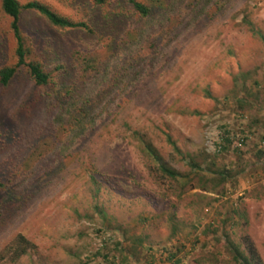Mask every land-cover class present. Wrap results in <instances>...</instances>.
Listing matches in <instances>:
<instances>
[{
    "label": "rangeland",
    "instance_id": "rangeland-1",
    "mask_svg": "<svg viewBox=\"0 0 264 264\" xmlns=\"http://www.w3.org/2000/svg\"><path fill=\"white\" fill-rule=\"evenodd\" d=\"M36 1L74 21L87 19L92 8L88 0ZM168 2L164 20L161 11L142 19L133 14L95 35L21 12L20 33L33 49L26 61L48 73L46 87H33L26 67L14 65L10 18L0 8V65L16 69L0 86V125L22 121L27 128L0 152V168L15 154L38 152L30 155L29 174L0 187V264H238L230 249L250 258L248 242L264 264V46L255 34L264 38V0ZM108 7L94 12L108 14ZM109 34L117 41L112 53ZM37 37L40 49L29 45ZM85 49L105 63L81 90L92 117L81 131L67 120L65 135L54 132V115L43 108L46 93L61 89L63 63ZM103 84L115 87L114 98ZM221 125L248 137L237 152L230 145L203 162ZM138 137L181 174L189 170L188 154L228 176L219 182L199 171L205 179L197 180L191 170L189 181L164 178ZM9 188L18 198L5 204ZM17 235L27 249L32 245L18 256Z\"/></svg>",
    "mask_w": 264,
    "mask_h": 264
},
{
    "label": "trees",
    "instance_id": "trees-1",
    "mask_svg": "<svg viewBox=\"0 0 264 264\" xmlns=\"http://www.w3.org/2000/svg\"><path fill=\"white\" fill-rule=\"evenodd\" d=\"M92 4V8L89 9V15L87 19L81 20V21H74L71 19H68L67 17L60 16L54 11L50 10L46 5L36 1V0H29L25 3L19 4L16 0H0V8L4 14H6L9 18V28L11 31L12 38L14 40V48L13 52L16 58L15 64L23 65L26 67L27 74L30 77V81L32 83V86H38V87H46V84L48 82V73L44 71L40 64L35 61H26L27 56L31 53L33 49H29L28 46L25 45V39L20 33L19 29V16L21 12H34L38 16L42 17L47 24L53 27L57 28H63V29H76L79 31H82L83 33L89 34V35H95L100 33L99 29L102 27L107 26L108 32L112 31L110 26H113L116 24V22L125 21L126 19H130L133 14H135L138 18H149L151 17L154 12L161 11V18L159 20H164L166 16L164 17L163 14L167 12L168 7L170 6L169 0H149V3H144L140 0H88ZM168 2V4H167ZM167 4V5H166ZM101 6L108 7V14L97 16L94 12L96 8H100ZM128 8V10H127ZM132 13V14H131ZM255 34L258 36V38L261 40L262 45L264 46V38L262 33L255 31ZM39 37L40 34L38 33ZM109 43H108V49L111 51L115 50V47L117 46V41L115 39L114 34H109ZM32 38L29 45H31L33 48L40 49V42L37 37ZM119 40V39H117ZM45 39V46L48 50V44L46 43ZM70 58L72 62H68L66 60L63 63V73L60 76L61 83V89L56 91L47 92L46 95L49 97V100L47 105L44 108L45 113L48 115L53 114L52 116V123L55 124L51 127H53L54 132H60L63 131L65 135V130H62V124L66 123L67 120L70 122V124L73 125V127H76L74 130H83L85 128V123L87 121H90L89 119L92 117V105L90 102L86 100V98H82L83 93L81 90H83L84 83L87 82L88 78L90 76H95L96 74L101 72V66H104L105 63H103V59L99 57H95L91 53V49H85L82 50L79 53L76 54H70ZM7 66V65H0V86L5 88L13 75L16 72L15 66ZM105 72H103L104 74ZM122 75V74H121ZM110 83L111 81H114L116 83V78H109ZM32 87L31 91L33 90L32 97L36 96V92L34 88ZM111 89L113 91L111 92ZM115 87H113L112 84H103L101 91H107L108 94L112 98L115 97ZM44 94V93H43ZM75 95V96H74ZM114 96V97H113ZM77 98V99H76ZM240 102L243 101L242 99L239 100ZM36 102V99H35ZM67 105V108L65 106ZM15 110V109H14ZM20 110H23L25 114L31 115L32 109H29L28 107L24 109V107H21ZM17 109L15 110V113L20 111ZM39 109H36L35 111H38ZM22 112V111H21ZM34 113V112H33ZM2 114V113H1ZM66 116V119L60 118V116ZM26 116V117H27ZM220 136L218 137V141L214 143V148L212 153L208 154L205 151H202V155L204 156V159H202L203 162L207 160V158H211V154L216 155L217 153L221 154L225 152L227 148H229L230 145H232L234 150L233 152H237L238 148H240L241 145L244 144L245 140L248 137V133L246 134L240 129V131H232L230 128H226L224 125L220 126ZM25 132H27L26 125L24 126V122L19 121L18 125L15 127H9L6 128L3 126V124L0 125V152L5 151L9 148V146L14 145L15 142L19 141L17 138L23 134L25 135ZM58 133H53V137L57 136ZM261 140L264 139V137H260ZM168 141L171 142L172 148L174 150H177L174 143L167 137ZM138 141H140L141 145L145 149V153H147V156L150 158V160L154 163L157 171L159 174L167 179H170L171 181H177L178 177H185L187 181L190 180V177H188L189 173L192 172L191 170H194L193 176H196L197 180L205 179L203 175L199 173L202 172L203 174H210L215 178L217 181H221L222 179L227 178V174L222 169H212L210 166L214 165L213 161H210L209 165H203L200 166L198 162H195L191 155H185L188 160L186 162V165L188 166V171L185 174H181L176 169L171 168L170 166L166 165L162 159L160 158L159 154L156 152V150L148 143L141 139V137H138ZM8 147V148H7ZM38 154L35 149H33V152L31 151L28 155H13L9 162L6 164L5 167L0 168V187L4 186L5 179L6 182L14 181V179H17L16 177H19V173L22 171L27 172V166L32 159L30 155L32 153ZM263 152L262 148H257L256 153L261 154ZM34 153V154H35ZM62 155L65 156L64 153L61 152ZM214 160V159H212ZM197 172V173H196ZM28 173V172H27ZM29 174V173H28ZM212 178V177H211ZM217 182L213 183L212 185H216ZM185 184V183H184ZM197 186L202 189L206 190V186L204 185V182L198 183ZM183 188V185L181 186ZM7 192L6 199L4 198V203L8 202H14L16 198H18L17 194L13 189L9 188ZM8 205V204H7ZM6 205V206H7ZM15 243L14 248V254L16 256L20 254H24L29 248L27 249V246H24L25 240L21 238V236H16L13 240ZM232 245V244H231ZM246 248L248 250V254L250 258H247L244 256L236 246L232 245V248L230 249L232 258L234 261H236L238 264H251V259L256 262L257 256L255 255V250L253 249L250 242H248V245H246ZM98 252V251H96ZM170 257H173L172 253L169 254ZM254 262V263H255ZM259 261L255 264H257Z\"/></svg>",
    "mask_w": 264,
    "mask_h": 264
}]
</instances>
